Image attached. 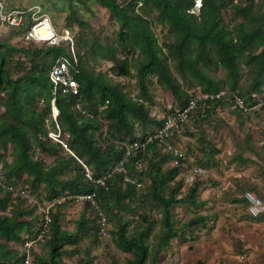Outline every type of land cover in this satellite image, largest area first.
I'll return each instance as SVG.
<instances>
[{"label":"trees","instance_id":"1","mask_svg":"<svg viewBox=\"0 0 264 264\" xmlns=\"http://www.w3.org/2000/svg\"><path fill=\"white\" fill-rule=\"evenodd\" d=\"M101 1L119 24L118 42L123 45L125 53L124 57L116 59L117 48H108V54L115 62L112 70L115 76L135 78V85L139 86L141 93L134 96L131 86L111 79L110 71L100 69L95 72L84 61L83 55L75 52L78 71L73 73L80 92L58 94L55 101L58 123L63 134H69L66 141L74 154L53 140L47 127V121L52 117L54 96L50 69L60 55L73 60L68 45L62 42L39 45L24 40L26 25L12 30L21 36L19 42H0V104L4 107L3 111L0 108V144H11L14 156L11 162L0 157V186L2 182L7 185L2 186L6 192L0 197V264H25L27 255L22 244L38 237L44 209L39 217L26 218L32 210L24 208L19 197L27 198L25 194L30 196L42 188L48 202L61 195L96 191L102 210L117 222L118 228L114 232L116 247L132 254L125 264H162L165 250L175 237L184 238L188 232L192 236L197 227H204L210 219L209 215L198 213L180 228L175 225L172 213L175 203L189 202L197 208L206 205L205 200L197 197L198 183L179 197L181 184L178 185L175 179L181 165L162 170L161 162L156 161L154 154L165 153V157L172 154L163 152L156 141L149 144L146 152L132 157L128 164L131 176L135 177L140 170L147 177L149 181L144 188L124 183L123 177L115 173L108 178L107 187L101 186L87 177L82 161L94 177L106 175L116 167L128 142L143 139L160 128L165 118L184 107L191 96L224 91L226 96L237 92L250 97L252 91L261 90L264 83V0L258 10H253L251 3L241 5L237 0H203L199 13L192 11L194 0ZM230 7L234 16L241 15L244 21L233 26L232 15L229 22H225L224 11ZM153 19L168 28L171 42L159 43L153 30ZM134 51L138 54L130 59ZM240 59L250 67L252 77L248 86L245 83L240 85L243 77ZM28 63L31 66L27 68ZM215 65L226 68V79H216L209 73V68ZM173 68L185 79L195 80L201 91L188 92L183 88ZM151 79L169 90L177 103L161 119L150 115L145 102L152 98ZM224 82L229 90L223 89ZM229 101L225 96L201 99L191 119L196 114L207 115L211 108ZM138 122L157 126L137 134ZM52 126L56 129L54 121ZM215 150L218 149L213 148L207 154L211 156ZM150 152H153L152 156L148 155ZM45 155L53 156L52 162H48ZM144 157L148 158V164L143 169ZM24 175L29 188L14 186L6 180ZM138 196L153 199L162 213L154 240L152 234L157 221L146 212L137 213L138 220L132 229L129 226L134 219L122 214L134 210L131 204ZM17 199H20L18 203L15 202ZM61 204L51 210L49 231L41 239L48 249L47 256L37 254L32 247L31 264H61L58 258L63 256L65 246L77 244L85 235L98 239L101 228L95 219L92 229L85 219L79 221L74 231L64 228L59 210ZM95 216H98L97 211ZM12 242L21 243L18 257L17 252L9 247ZM77 264L87 263L81 259Z\"/></svg>","mask_w":264,"mask_h":264},{"label":"rangeland","instance_id":"2","mask_svg":"<svg viewBox=\"0 0 264 264\" xmlns=\"http://www.w3.org/2000/svg\"><path fill=\"white\" fill-rule=\"evenodd\" d=\"M237 1L241 5L251 3L253 10H258L263 0H253V3L250 0ZM7 2L24 7L38 5L43 13L50 16L60 35L67 38L71 36L74 45L70 46L71 42L67 39L61 41L65 43L64 45H68V49L72 50L74 48L76 53L82 54L84 61H87L95 72L100 71V69L110 71L111 79L131 86L134 96L140 95L141 91L139 86L135 85V78L115 76L112 70L115 62L109 56L108 48H117L115 52L116 59L124 57L125 53L122 51L123 45L118 42L119 24L112 18L110 11L101 0H87L86 2L78 0H7ZM195 12L199 13V11ZM233 13L232 7L224 11L223 18L225 22H229L231 17L234 16ZM75 17L81 20L82 23H79ZM242 21H244V18L237 14L233 17L231 25L235 26ZM152 25L159 43L171 42V35L168 34L166 26L154 19ZM20 37V35L14 34L12 30L5 29L0 34V42L6 40L15 43L20 41ZM39 45H43V43H39ZM137 54L138 51L132 52L130 59L136 57ZM240 65L243 72L240 85L243 86L245 83L248 86L251 84L249 79L252 77L250 67L243 59H240ZM26 66L27 68L30 67L31 63ZM132 70L134 71V68ZM174 71L180 84L188 92L195 91L199 93L201 91L200 86L195 84V80L185 79L175 69ZM209 73L216 79H226L228 74L226 68L221 65L210 67ZM149 83L152 98L145 100V102L150 108V115L153 118L161 119L171 112L177 103L172 93L156 83L155 79H151ZM223 89H230L227 84L225 85V82ZM258 92H264V83ZM242 97L246 101L250 100L249 95ZM229 102L211 108L207 115L196 114L195 117L190 119L186 130L179 136L180 145L189 156L187 161L180 162L179 158L173 155L165 157L163 156L165 153L163 155L154 154L156 155V161L161 162L164 171L174 167L179 168L181 165L175 179V181H178V185L181 184L180 190L183 192H180L179 197L187 192L194 183H198L197 197L212 202V204L207 203L208 206L200 208L189 202L175 203L172 207V213L175 225L179 228L198 213L211 215L213 212L218 214L220 211H224L236 217L247 214L246 203L241 197L245 190H251L264 198V195L259 192V188H262L264 184V108L258 111L243 112ZM0 106L3 111V105L0 104ZM53 121L56 123L52 115L47 121L49 130L53 129ZM155 126L157 125L149 122H138L136 124L137 134L150 131ZM211 148H217L218 150H215L209 156L207 153L212 151ZM0 153H2L0 157L7 162L14 159L11 144L6 146L0 144ZM148 155L152 156L153 152ZM45 157L48 162H52L54 159L53 156L49 155H45ZM143 159L142 166L144 169L148 164V158L144 157ZM208 159L210 160L208 161ZM194 166L201 167L203 172L197 174L193 170ZM188 176L193 177L192 181L188 182L186 180ZM4 177L7 178L6 175ZM135 177L142 180L144 186L147 183L146 181H149L140 170L135 174ZM8 179L6 180L14 186L19 187L21 185L29 188L26 175ZM1 184L7 186L3 182ZM42 185L45 186L44 183ZM2 186H0V197L6 192ZM139 197L131 204V208L134 210L122 212V214L134 219L129 226V229H132L138 220L137 213L146 212L151 219L157 221L152 234V240H154V235L159 231V220L162 213L153 199ZM19 198L22 199L24 208L28 207L29 210H32V213L27 215L26 218L39 217L50 202L45 198L43 188L40 191H33L32 195L27 198L22 196ZM216 198H220L225 202L217 206L214 204ZM19 200L17 199L15 202L18 203ZM59 210L61 211V225L66 229L76 230L81 219H85L91 229L95 223L101 228L97 219L98 216H95V209L86 203L66 201L59 206ZM107 217L109 223L102 231L100 229L97 240L90 235H85L77 244L65 246L63 256L58 258L59 262L61 264H77L83 259L87 264H125L132 257V254L116 247L114 232L118 228L117 222L109 215ZM93 219H95V223ZM9 247L17 252V257L20 255L22 250L20 242H12ZM33 248L37 254L47 256L48 249L42 240L38 241Z\"/></svg>","mask_w":264,"mask_h":264},{"label":"built area","instance_id":"3","mask_svg":"<svg viewBox=\"0 0 264 264\" xmlns=\"http://www.w3.org/2000/svg\"><path fill=\"white\" fill-rule=\"evenodd\" d=\"M202 4L203 0H194L192 11H200ZM24 25H26L25 33L23 35L24 40L34 41L36 43L59 44L62 40L67 39L71 42L70 46H72V44L74 45L71 36L67 38L58 33L50 16L43 13L38 5L24 7L10 5L7 0H0V34H2L5 29H19ZM71 52L73 60L66 55H60L57 57L55 63L50 69V79L53 85L54 93L52 99V115L56 121V129L49 130V136L53 140L60 142L64 148L74 154L66 141L69 134H63L62 128L57 122L58 110L55 104L56 96L58 94L67 95L78 94L80 92L78 80L73 73L74 71H78V69H76L77 57L74 48H72ZM224 96L243 112L258 111L264 108V92L258 91H252L249 97V102H247L237 92H232L228 96H226L224 91L219 93L191 96L184 107L176 109L172 114L165 118L164 123L160 128L155 129L143 139L128 142L125 147L124 154L119 159L116 167L108 174L100 177H94L89 167L82 161L86 168L87 177L93 182L107 187L108 178L115 173L123 177L122 180L124 183L134 184L138 188H142L144 186V182L130 175L128 168L130 159L139 152H146L149 144L156 141L162 147L164 152H168L176 158L187 161L189 157L176 138H178V136L186 130L191 119V114L196 110L201 99H219ZM140 162L141 158H139V163ZM193 168L197 174L203 172L201 167L194 166ZM192 179L193 177L188 176L186 180L190 182ZM25 195L27 197L29 196L27 194ZM243 197L246 201V209L249 216L256 218L264 215V199L262 197L251 190H245ZM66 201H71L72 203H90L91 207L95 208L98 213L101 231L109 223L108 217L102 210L100 201L97 199L96 191L83 194L61 195L50 201L47 208L44 209V220H42L43 222L38 237L27 239L23 242L22 248L26 250L27 255L25 264H31V248L38 241L44 238V234L49 231L50 223L52 221L51 210H54L57 204H61Z\"/></svg>","mask_w":264,"mask_h":264},{"label":"crops","instance_id":"4","mask_svg":"<svg viewBox=\"0 0 264 264\" xmlns=\"http://www.w3.org/2000/svg\"><path fill=\"white\" fill-rule=\"evenodd\" d=\"M259 189L264 195V184ZM224 202L216 198L214 204ZM247 214H204L210 216L207 224L197 227L192 236L188 232L184 238L175 237L165 250L163 264H264V215Z\"/></svg>","mask_w":264,"mask_h":264}]
</instances>
